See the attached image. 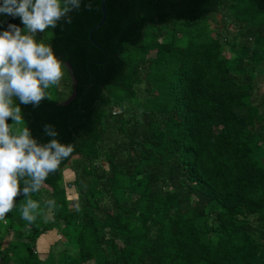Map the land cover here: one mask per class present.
<instances>
[{
  "label": "trees",
  "instance_id": "obj_1",
  "mask_svg": "<svg viewBox=\"0 0 264 264\" xmlns=\"http://www.w3.org/2000/svg\"><path fill=\"white\" fill-rule=\"evenodd\" d=\"M105 8L94 30L102 0L37 35L70 98L22 114L38 142L51 125L75 151L32 195L35 223L23 196L0 221V264H264V0ZM9 24L24 27L0 15ZM51 230L61 238L43 258Z\"/></svg>",
  "mask_w": 264,
  "mask_h": 264
},
{
  "label": "clouds",
  "instance_id": "obj_2",
  "mask_svg": "<svg viewBox=\"0 0 264 264\" xmlns=\"http://www.w3.org/2000/svg\"><path fill=\"white\" fill-rule=\"evenodd\" d=\"M81 4L82 0H3L0 4V15L19 18L24 26L9 24L0 31V221H5L23 196L21 218L35 223L41 202L32 195L40 192L75 151L73 143L56 138L58 133L51 125L44 127L48 142H38L20 105L38 107L45 99L54 100L53 90L62 89L65 66L52 45L38 41L37 35L55 29L61 20L70 23V13ZM43 203L50 209L56 206L54 199Z\"/></svg>",
  "mask_w": 264,
  "mask_h": 264
},
{
  "label": "rangeland",
  "instance_id": "obj_3",
  "mask_svg": "<svg viewBox=\"0 0 264 264\" xmlns=\"http://www.w3.org/2000/svg\"><path fill=\"white\" fill-rule=\"evenodd\" d=\"M259 81L264 84V75L262 78H259ZM264 90V87L262 88ZM53 95L55 98H59L62 101H67L70 97L69 89L66 88L64 85L60 90H53ZM66 180H73L74 173L71 170L65 171ZM70 199L76 200L77 194L74 192V189H70ZM12 238V233L7 237L5 244L7 245L9 240ZM61 238L60 235L55 230H51L48 233H45L39 240H38V250L41 253V256L45 258L48 255L49 249L53 246L59 239Z\"/></svg>",
  "mask_w": 264,
  "mask_h": 264
},
{
  "label": "water",
  "instance_id": "obj_4",
  "mask_svg": "<svg viewBox=\"0 0 264 264\" xmlns=\"http://www.w3.org/2000/svg\"><path fill=\"white\" fill-rule=\"evenodd\" d=\"M105 1L106 0H102V12H103V19H102V21L99 23V24H97L92 30H94L95 28H98V27H100L101 26V24H103L104 23V21H105V19H106V8H105ZM73 96H75V91H74V94H73Z\"/></svg>",
  "mask_w": 264,
  "mask_h": 264
}]
</instances>
